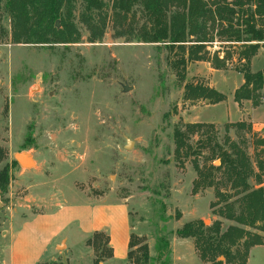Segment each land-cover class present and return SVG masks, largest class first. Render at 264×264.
Returning a JSON list of instances; mask_svg holds the SVG:
<instances>
[{"label":"rangeland","instance_id":"374dc122","mask_svg":"<svg viewBox=\"0 0 264 264\" xmlns=\"http://www.w3.org/2000/svg\"><path fill=\"white\" fill-rule=\"evenodd\" d=\"M99 1L101 8L89 11L85 0H65L59 29L68 26L79 40L44 44L25 37L13 43L12 19L1 4L0 172L6 171L8 184L0 192V264H62V254L69 264H132L123 255L130 233L158 264L159 238L169 243L166 264H175L171 242L182 239H188L185 245L173 244L178 264H211L200 259L193 238L176 231L187 223L212 227L219 221L221 232L236 225L217 214L223 203L211 207L217 189L233 193L220 171H213L215 185L195 188L198 171L220 166V150L230 153L232 144L253 170L250 189L264 192V153L257 143L264 137V90L256 92L255 108L248 100L234 101L242 71L264 70V47L245 62L239 58L244 46L227 42L208 22L210 42L200 52L206 59L187 61L183 70L174 65L186 51L143 42L150 21L142 0H129L128 12L119 0ZM224 1L240 15L254 9L247 0ZM88 24L104 27L93 43ZM196 26L201 33L202 24ZM186 85L213 89L225 100H188ZM255 109L260 115L253 125ZM190 125L202 127L190 133ZM176 131L185 145L178 153ZM126 140L132 142L128 150ZM21 152L33 156L34 168L15 162ZM54 230L62 231L56 239ZM96 232L103 236L95 238L101 244L94 248L89 241ZM108 235L115 252L105 243ZM260 235L263 244L250 248L246 264H264ZM137 248L131 249L134 257L141 255Z\"/></svg>","mask_w":264,"mask_h":264},{"label":"trees","instance_id":"16d2710c","mask_svg":"<svg viewBox=\"0 0 264 264\" xmlns=\"http://www.w3.org/2000/svg\"><path fill=\"white\" fill-rule=\"evenodd\" d=\"M3 8L12 19V42L20 43L25 37L27 43H76L79 40L77 33L69 30L68 26L56 29L55 22L60 18V11L65 0H0V8ZM87 10H99L101 2L99 0H85ZM253 2L254 9L248 13L236 11L234 7L224 0H142L147 17L150 21V29L142 34L144 43L164 44L168 49H178L181 53H188L187 57H182L175 67L185 69L187 61L205 60V56H200V52L205 48L208 40V33L204 30L208 22L209 26H217V34L224 37L227 42L239 43L243 50L239 58L249 62L260 47H264L263 24L257 25V21L263 23L264 0H247ZM119 6L124 12L129 10V0H119ZM174 10V15L167 17V13ZM34 16V22L30 23V18ZM202 24V32L197 33L196 23ZM103 25L97 27L92 24L87 25L89 31V42L93 43L103 36ZM193 33V34H192ZM195 33V34H194ZM197 34V35H196ZM196 35V36H195ZM194 37L193 41H188L189 37ZM199 36V37H198ZM51 40V42H50ZM187 43H192V47H185ZM219 61L216 57L215 61ZM220 66L216 65V69ZM243 84L234 92V101L240 103L243 100L251 102L255 108L259 105L256 94L257 91L264 90V70L255 73L248 69L242 71ZM185 98H200L210 100L214 104L225 100L223 94L213 89L202 87L185 86ZM201 125L187 126V132L193 133L200 129ZM184 135L176 131L174 139L176 142V152L178 153L185 145L181 139ZM257 143L263 146L264 137L258 139ZM220 166L211 167L208 172L198 171L199 181L195 188L201 186L215 185L213 171H220L227 180L232 195H223L218 189L215 191L217 201L211 207L223 206L217 214L236 225H230L221 232V223L218 221L212 227H205L202 223H187L176 231L181 238H193L195 249L201 260L211 264H222L217 258L223 257L226 262L234 264H246L248 252L254 246L263 244L264 232V192L262 188L250 189L248 179L252 176L253 170L245 153L231 145V152L221 151L218 154ZM262 169V165L259 166ZM8 175L3 169L0 172V192L6 190ZM232 196L239 197L230 202ZM238 203L239 211L234 210V203ZM254 230V232H251ZM259 232V233H258ZM94 239L89 241L94 248L101 243L95 240L96 237L103 236L102 232L93 234ZM105 243L109 244V237L106 236ZM141 252L140 256L134 257L131 249L137 247ZM129 251L127 258L132 264H158L149 256L148 246L131 235L128 241ZM234 248V252H232ZM157 259L163 258L161 264H166L170 255L169 243L165 238H159L155 244ZM112 255V254H111ZM110 255V256H111Z\"/></svg>","mask_w":264,"mask_h":264},{"label":"water","instance_id":"95a60500","mask_svg":"<svg viewBox=\"0 0 264 264\" xmlns=\"http://www.w3.org/2000/svg\"><path fill=\"white\" fill-rule=\"evenodd\" d=\"M55 27L56 29H59V21L57 20L55 22ZM123 91H128V87L123 86ZM132 145V142L129 140H126V145H125V149H130ZM14 160L15 162L21 167V168H26V169H31L34 168L36 163L35 160L33 158L32 155L25 153V152H21V153H16L14 155ZM2 206V204L0 203V207ZM64 247L63 243H61V245L58 246V249H60V247ZM61 263L62 264H69L66 256L64 254L61 255Z\"/></svg>","mask_w":264,"mask_h":264},{"label":"crops","instance_id":"0c3cea01","mask_svg":"<svg viewBox=\"0 0 264 264\" xmlns=\"http://www.w3.org/2000/svg\"><path fill=\"white\" fill-rule=\"evenodd\" d=\"M258 111L259 110H253L251 113H250V117H251V122H252V124L253 125H255L254 124V119H255V117H258L260 114L258 113ZM124 206V205H123ZM124 208L126 209V207L124 206ZM126 211H127V209H126ZM127 214H128V212H127ZM37 215H40V214H37ZM130 225V227L128 228V230L131 232V224H129ZM62 232V231H61ZM60 231H52V233H51V237L53 238V239H56L57 237H59V235H60V233H61ZM131 234V233H130ZM130 234L128 235V237H127V240H126V251H125V253L123 254L124 256H125V258L127 259V250H128V241H129V237H130ZM108 237H109V244H110V246H111V250H113V252H115V249H114V244H113V240H112V237L111 236H109L108 235ZM52 239V240H53ZM188 241V239H182V240H174V241H172L171 242V244H170V248H171V251L173 252V263H175V264H178V262L176 261V258H178V256H177V251L176 252H174V250H173V244H175V245H179V246H183V245H185L184 243L185 242H187ZM175 259V260H174ZM180 261L181 260H179V264H181L180 263Z\"/></svg>","mask_w":264,"mask_h":264}]
</instances>
